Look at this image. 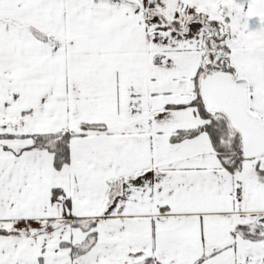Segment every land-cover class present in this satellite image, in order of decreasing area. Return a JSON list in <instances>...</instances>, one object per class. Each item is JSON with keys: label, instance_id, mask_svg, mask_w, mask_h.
<instances>
[{"label": "snow or ice", "instance_id": "obj_1", "mask_svg": "<svg viewBox=\"0 0 264 264\" xmlns=\"http://www.w3.org/2000/svg\"><path fill=\"white\" fill-rule=\"evenodd\" d=\"M0 264H264V0H0Z\"/></svg>", "mask_w": 264, "mask_h": 264}]
</instances>
